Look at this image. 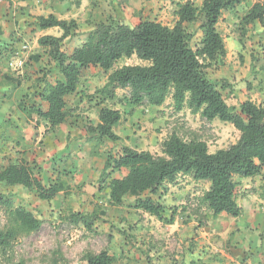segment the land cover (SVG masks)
<instances>
[{
	"label": "rangeland",
	"instance_id": "obj_1",
	"mask_svg": "<svg viewBox=\"0 0 264 264\" xmlns=\"http://www.w3.org/2000/svg\"><path fill=\"white\" fill-rule=\"evenodd\" d=\"M117 1L125 22L130 26L143 20H155L163 25L172 26L175 21L174 2L187 0ZM189 1L196 6L201 3V0ZM108 2V0H94L93 3L90 0H0V163L7 164L14 160L26 161L29 165L35 163L37 169L41 168L36 177L42 180L43 185L46 186L49 181H56L57 178L60 181V193L52 201H41L32 189L0 184V194L10 197L15 206L32 211L42 222L37 232L18 237L7 253L0 255V264L9 262L86 264L85 254H99L102 251L115 257L114 264H191L190 260L197 261L196 263L200 261L198 264H217L216 260L221 259L211 253V248L213 246L214 252L224 244L219 241L215 227L207 231L212 237L209 235L203 239L202 227L205 223L211 222L218 227L221 224L232 231L239 226L237 224H240L241 220L224 215L218 219L219 221L217 219L213 222L211 219L200 221L201 214L200 218L192 214V209L197 205L196 198L208 188L206 182H195L189 177L179 176L173 184L166 185L151 196L166 209L176 208L175 221L170 226L136 211L133 205L129 207V204H133L132 198H128L120 207H113L108 203L107 195L98 189L101 165L97 166V162H94L91 164L94 169V173H91L93 177L86 174L88 159L94 157L91 153L94 147L89 146L88 150L78 148L77 155L66 152L56 154L58 152L56 151L52 156L45 157L51 134L56 128L49 129L40 121L35 123V116L28 119L21 112L19 104L28 102L30 94L40 85L39 80L45 78L52 81L58 75L54 63L37 45V39L45 36L35 32L37 18L52 15L60 20L76 22L77 29L64 41L62 47V51L70 54L73 49L82 45L86 35L96 24L114 17ZM257 2L264 5V0H247L237 9L236 16L224 13L217 25V30L223 38L226 55L223 64L209 69L207 75L212 81L224 80L234 89L232 95L222 91L229 105L237 106L247 99L255 104L264 105V65L261 60L264 28L255 23L247 28L245 37H242L236 25L238 23L236 17L241 16ZM43 34L59 37L61 32L58 29H50ZM199 38L198 33L194 35L192 48ZM251 56L257 58L254 73L250 70ZM140 64L145 63L132 57L122 59L115 68ZM105 82L106 74L98 68H90L82 73L78 88L83 94L81 102L77 100L79 94L67 98V108L73 112L63 126L70 125L71 130L86 133V126L95 125L92 118L96 111H99L101 104L100 98L93 93ZM24 88L28 89L25 91L26 95L22 97ZM116 93L119 94L117 98L128 95V91L120 90ZM113 103L108 101L106 105L114 107L116 103ZM130 108V105H119V111L126 118L130 116L125 115L124 111L127 112ZM145 110L147 111L137 114L131 123L130 118L119 124V128L131 131V139L136 144L135 149H148L152 154L161 155V143L171 134H176L186 141L199 139L206 143L209 153H214L229 147L238 139V132L227 123L217 119L206 121L199 115H192L186 108L175 112L170 98L160 108L150 107ZM145 115L148 116L141 117ZM123 140L126 141L124 136L114 147H111V143L103 142L96 149L97 154L101 153L100 162L104 161L108 152H117ZM42 156L45 161L41 163ZM122 175L123 172L113 177L119 178ZM263 184L264 174L241 183V188L237 192V204L248 200L264 201V191H261ZM182 207L185 208L183 213ZM71 212L95 214L96 219L91 231H87L82 224L72 223L68 219ZM3 223L4 218L0 210V227ZM238 230L245 231L243 227ZM236 243L237 245L240 243L237 236H232L227 244L225 243L228 245L225 252L235 261H225L223 258L220 263L247 264ZM216 245L218 247L215 248Z\"/></svg>",
	"mask_w": 264,
	"mask_h": 264
},
{
	"label": "trees",
	"instance_id": "obj_2",
	"mask_svg": "<svg viewBox=\"0 0 264 264\" xmlns=\"http://www.w3.org/2000/svg\"><path fill=\"white\" fill-rule=\"evenodd\" d=\"M108 1L114 17L96 24L82 45L70 54L62 51V47L77 29L76 22L52 15L37 18L36 33L50 29L61 32L59 37L45 35L37 39L38 46L54 63L58 75L52 81L39 80L40 85L30 94L28 102L19 104L21 112L28 119L35 116V123L43 122L54 130L72 116L73 111L68 110L66 101L77 94L82 73L98 68L106 74L105 84L93 93L100 98L98 123L85 127L87 141L94 147L91 152L94 156L103 142L116 144L121 140L113 129L120 123L122 113L107 106L108 101L130 105V110L124 114L132 115L138 107L159 108L170 98L175 112L186 108L206 121L217 119L227 123L238 132V139L214 153H209L205 142L195 138L186 141L176 134L161 143V155L119 145L117 152L105 155L98 189L107 195L111 206L120 207L132 198L133 204L129 207L133 205L136 211L170 226L174 224L176 208L166 209L151 196L173 184L179 176H186L208 184L192 209L196 217L200 218L201 214L200 221L216 220L223 214L239 218L242 208L237 204V192L241 180L263 174L264 105L248 99L237 106L227 104L222 91L232 95L234 89L224 80H210L207 71L221 66L226 55L223 38L217 30L223 14L236 16L237 9L247 0H201L199 6L189 0L174 2L172 26L155 20H143L130 26L124 20L118 1ZM236 18L239 34L245 37L247 28L255 23L264 28V5L257 2ZM197 33L200 38L192 48L191 42ZM262 50L264 65V48ZM132 57L145 64L115 68L122 59ZM250 60V70L254 73L257 58L251 56ZM117 90L128 91V95L117 98ZM40 172L41 168L37 169L35 163L29 165L21 160L0 163V184L32 189L41 201H52L60 193V181L57 178L45 186L36 177ZM122 172L121 177H113ZM0 210L4 218L0 227L2 256L18 237L37 232L42 222L32 211L15 206L4 194H0ZM184 210L182 207V213ZM68 219L91 231L96 215L71 212ZM229 237L231 239L232 235ZM84 261L86 264H114L116 259L102 251L85 254ZM196 262L191 261V264L200 263Z\"/></svg>",
	"mask_w": 264,
	"mask_h": 264
},
{
	"label": "crops",
	"instance_id": "obj_3",
	"mask_svg": "<svg viewBox=\"0 0 264 264\" xmlns=\"http://www.w3.org/2000/svg\"><path fill=\"white\" fill-rule=\"evenodd\" d=\"M46 31H42V32H37V34L40 35H46L43 34ZM231 84H235L233 82H230ZM105 84V83H104ZM103 84V85H104ZM28 88H24L23 92H22V97L26 95V90ZM120 90H117V92ZM77 94H79V99L78 102L80 103V98H82V93H80V91L78 90ZM117 97H118V93H116ZM78 98V96H77ZM22 99V98H21ZM38 100V99H37ZM76 100V101H77ZM111 102V101H110ZM114 103H116L115 101H113ZM243 102V101H241ZM113 103V104H114ZM107 104V102H106ZM116 103L115 106L113 107V105H108L110 108H113L115 110H119V105L120 106H126L125 103L119 104ZM76 106V104H75ZM145 108H150L148 106H141L135 109V112L132 115H129V118H126V116L122 115V119L120 121L123 122L124 120H130V123L132 121L133 118H135V116L137 114H142L144 113V111L146 112L147 110H145ZM155 108V107H154ZM160 108V107H159ZM128 113V111H127ZM97 114L98 111H96L94 117L92 118L94 120V123L97 124L98 120H97ZM146 116H141L143 118H146ZM119 123V124H120ZM119 124L113 129V132L119 137V138H123V136L126 138V141L123 140L124 142H121L120 145H126L130 148L135 149L136 144L133 143V140L131 139V131L129 129H122L119 128ZM77 125H79V123H77ZM36 127V125H35ZM126 128V127H124ZM74 129V127H73ZM134 130V129H133ZM121 141V140H120ZM120 143V142H119ZM105 144V142H104ZM116 144H111V147H114ZM91 146V143L87 141V136L86 133L84 131L78 132L75 129L71 130V126L69 125L68 127H65L63 125H60L58 128L55 129V131H53V134H51V140L48 146V149L46 150V154L45 157L47 156H52L56 151V154H64L66 153H71V155L76 154L77 155V151L76 149L78 148H84L88 150V147ZM136 150L139 151H149L148 149H138L136 148ZM89 154V153H88ZM101 154V153H100ZM100 154H97L96 156H92L89 157L88 161L89 164L86 165V170H87V175H90L91 177H93L91 173H94V169H92V165L94 162H97V166L101 165L100 167V171H99V175L101 174L103 165H104V161L99 160L100 158ZM44 160V156L41 157L40 161L42 163V161ZM45 161V160H44ZM263 174H264V169H263ZM100 177V176H99ZM254 178L251 179H243L241 180V183L243 184L245 181L247 180H253ZM99 185V184H98ZM258 185V184H256ZM264 185V184H263ZM256 200H248L242 204H238L241 208H242V215L239 218H232V219H238L240 221V224L238 223L237 228L233 229L232 231H230V229H227V227H222L220 224V227H218L216 224L211 223V222H207L205 223V225L202 227L201 231L203 232L202 237L203 239H206V237H208L209 235L211 236V234H208L207 231H211L212 227L217 228L216 231V235L219 237V241L221 242V244H224V246H219L218 249H215L213 252V246H212V254L216 255L215 257H220L221 260H216L215 263L217 264H222L220 262L223 261V258H225V261H235L234 258H232V256L228 255L225 252V248L228 247V245H225V243L227 244L228 240L230 239V235L232 236H237L238 240L240 241V243L236 245L239 247V249H241V255L244 256L243 260H246L247 264H264V201H260V202H255ZM224 216L221 215L218 219H221ZM229 217V216H226ZM231 218V217H229ZM217 219V220H218ZM215 220H212V222ZM219 221V220H218ZM217 221V222H218ZM243 227V229L245 231L240 232L238 230L241 229ZM230 231V232H229ZM212 237V236H211ZM236 240V239H235ZM241 243H243L244 245H241ZM255 244V245H253ZM215 248L218 247V245L214 246ZM235 247V245H234ZM254 248V249H253ZM246 251H249V253H247ZM210 257V256H209ZM242 260V261H243ZM192 260H190L191 262Z\"/></svg>",
	"mask_w": 264,
	"mask_h": 264
},
{
	"label": "clouds",
	"instance_id": "obj_4",
	"mask_svg": "<svg viewBox=\"0 0 264 264\" xmlns=\"http://www.w3.org/2000/svg\"><path fill=\"white\" fill-rule=\"evenodd\" d=\"M200 35V34H199ZM38 45V44H37ZM195 47V46H194ZM188 110V109H187ZM97 120H98V118H97ZM149 152V151H148Z\"/></svg>",
	"mask_w": 264,
	"mask_h": 264
}]
</instances>
